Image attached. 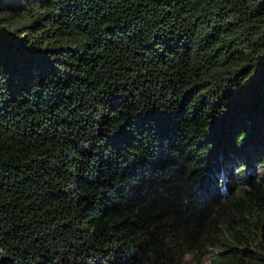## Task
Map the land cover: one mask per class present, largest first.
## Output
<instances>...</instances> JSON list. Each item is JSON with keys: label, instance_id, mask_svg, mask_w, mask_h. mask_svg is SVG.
Wrapping results in <instances>:
<instances>
[{"label": "trees", "instance_id": "16d2710c", "mask_svg": "<svg viewBox=\"0 0 264 264\" xmlns=\"http://www.w3.org/2000/svg\"><path fill=\"white\" fill-rule=\"evenodd\" d=\"M15 1L0 264H264V0Z\"/></svg>", "mask_w": 264, "mask_h": 264}, {"label": "rangeland", "instance_id": "374dc122", "mask_svg": "<svg viewBox=\"0 0 264 264\" xmlns=\"http://www.w3.org/2000/svg\"><path fill=\"white\" fill-rule=\"evenodd\" d=\"M8 3H5V4H15L16 1L15 0H7ZM203 264H210V261H209V257L205 258L204 261H203Z\"/></svg>", "mask_w": 264, "mask_h": 264}]
</instances>
